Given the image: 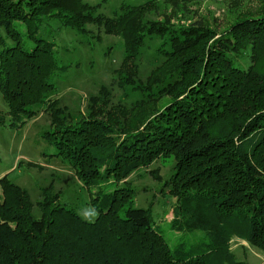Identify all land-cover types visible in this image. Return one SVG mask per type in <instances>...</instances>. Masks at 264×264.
I'll return each instance as SVG.
<instances>
[{
    "label": "trees",
    "instance_id": "trees-1",
    "mask_svg": "<svg viewBox=\"0 0 264 264\" xmlns=\"http://www.w3.org/2000/svg\"><path fill=\"white\" fill-rule=\"evenodd\" d=\"M198 1L122 3L107 17L82 0H0V92L9 106L0 110V126L49 114L44 137L57 156L86 187L99 186L95 221L61 205L52 185L34 218L28 191L2 176L0 264H242L233 237L264 251V0L235 4L222 28L206 19L175 21ZM156 12L163 20L148 17ZM49 20L80 32L97 23L120 36L115 81L141 98L114 102L103 85L85 113L61 106L51 80L66 67L56 61L54 40L40 35ZM152 35L163 39V60L142 82L137 59ZM171 155L175 171L164 187L176 199L170 229L180 233L172 246L152 224L151 209L134 206L130 188L100 186ZM195 232L196 239L185 238Z\"/></svg>",
    "mask_w": 264,
    "mask_h": 264
},
{
    "label": "rangeland",
    "instance_id": "rangeland-1",
    "mask_svg": "<svg viewBox=\"0 0 264 264\" xmlns=\"http://www.w3.org/2000/svg\"><path fill=\"white\" fill-rule=\"evenodd\" d=\"M82 1L96 6L98 14L110 17L122 3L140 5L147 0ZM235 4L242 7L247 4V0H200L183 8L175 21L186 24L194 19H206L222 28L228 19L234 17L230 9ZM148 17L163 20L159 12L151 13ZM85 28V32H80L72 27H62L58 20L44 22L40 35L54 40L56 61L59 66L66 67L53 76L51 81L55 84V90L50 93L51 97L59 99L61 106L75 115L86 112L89 97L98 93L103 85L111 89L114 102L130 103L141 98L140 93L132 92L130 87L121 88L115 81V70L120 67L124 57L122 38L105 33L103 25L97 23H88ZM162 40L158 35L146 38V44L137 59L140 81L145 82L150 72L163 60L157 51ZM240 62L247 66L248 56ZM0 110L4 113L9 110L1 92ZM51 129V118L44 112L27 119L21 127L0 126V178L7 174L10 180L28 191L34 205V218L42 215L38 202L44 197L43 189L52 185L53 191L60 193L61 205L73 209L87 221H95L98 210L91 201L99 186L86 187L76 176L71 164L57 156L55 146L44 137ZM174 165L173 155L160 157L118 184L113 178L100 182V186L108 192L116 187L130 188L134 206L151 209L152 224L159 227L171 246L180 233L169 226L176 199L167 193L164 183L175 171ZM1 193L0 188V198ZM200 234L195 232L185 238L191 242ZM231 249L235 260L242 264H264V251L245 240L233 237Z\"/></svg>",
    "mask_w": 264,
    "mask_h": 264
}]
</instances>
